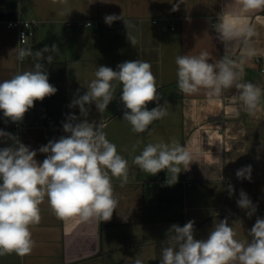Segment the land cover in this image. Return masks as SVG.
<instances>
[{
	"label": "crops",
	"instance_id": "1",
	"mask_svg": "<svg viewBox=\"0 0 264 264\" xmlns=\"http://www.w3.org/2000/svg\"><path fill=\"white\" fill-rule=\"evenodd\" d=\"M179 0H0V82L13 74L28 70L35 61L17 60V32L8 22L36 21L29 47L34 51L56 44L59 52L46 64L49 83L58 89L43 101H34V112L24 117L20 142L38 150L50 140L68 133L63 123L68 115L84 119L79 107L71 102L87 91L99 66L117 70V65L131 60L151 64L161 105L167 102L169 115L162 123L154 122L149 130L137 134L123 121L124 105L121 88L103 113L95 104L86 119L105 125L109 141L117 146L129 162L128 183L113 178L114 194L119 203L110 221L82 223L78 218L67 222L51 211L47 199L40 205L41 222L32 228L36 246L30 255L0 256V264H160L162 247L175 246L171 225L183 226L194 220V238L207 239L215 223L227 218L237 239L250 241L248 232L257 217L264 218V101L255 116L233 109L239 107L238 92L227 90L215 104H210L205 90L185 95L178 89L179 55L209 53V62L216 63L224 54V44L212 27L219 13L236 8L235 0H184L177 11L172 6ZM69 10H72L69 13ZM63 13V14H62ZM123 16L134 27L137 45L127 40L123 20L111 25L105 16ZM156 21V23H153ZM257 36L253 38L258 55L242 65L244 81L264 88V11L249 17ZM78 23H90L78 25ZM229 53L239 61L242 46L233 42ZM47 55V54H46ZM149 110L156 107L150 102ZM172 117L175 121L171 123ZM167 119V120H166ZM0 130L16 137L9 119L0 110ZM150 133V134H149ZM17 138V137H16ZM176 139L188 146L193 162L178 175V181L166 185L168 173L149 175L132 163L148 143ZM139 142V143H138ZM13 144L0 138V148ZM137 145L133 152L132 146ZM46 154L35 159L42 162ZM251 165V180L238 179L236 172ZM231 186V195H230ZM243 190L256 205L249 217L248 210L237 205Z\"/></svg>",
	"mask_w": 264,
	"mask_h": 264
},
{
	"label": "clouds",
	"instance_id": "2",
	"mask_svg": "<svg viewBox=\"0 0 264 264\" xmlns=\"http://www.w3.org/2000/svg\"><path fill=\"white\" fill-rule=\"evenodd\" d=\"M66 4L67 0H60ZM236 8L221 12L212 25L217 39L224 44L225 54L216 62H209V53L199 55H179L177 65L178 89L185 95H193L205 90L208 102L215 104L230 89L238 92L239 107L233 115L239 117L241 111L255 116L264 101V88L244 81L243 64L258 55L253 38L257 36L255 26L249 22L250 15L264 11V0H235ZM184 0L173 4L177 11ZM72 10H69V13ZM63 14V13H62ZM105 23L111 25L123 20L127 29V40L132 47L138 43L129 29L134 26L115 14L106 15ZM90 27V25H89ZM26 36L21 34V41ZM233 42L242 46L239 61L229 53ZM17 60L32 58L35 63L28 70L13 74L0 82V110L12 122L23 119L26 112L34 107V101H43L58 91L49 83L46 64L54 61L59 52L56 44L45 45L39 50L17 47ZM47 54V55H46ZM152 66L140 59L125 61L117 65V70L108 66L97 67L87 91L75 98L72 107H79L84 119L75 114L68 115L63 123L67 136L50 140L38 150H32L21 143L11 133L0 130V138L13 141L8 147L0 148V256L16 254L30 255L36 246L32 228L41 222L40 205L47 199L53 214L62 221L74 218L82 223L110 221L118 207L112 179L121 181V187L128 183L129 162L109 141L105 125L86 119L89 109L95 104L103 113L121 88L120 101L124 105L123 121L134 133L141 134L158 120L169 115L167 102L159 103L160 95ZM156 102L149 110L147 105ZM150 134V133H149ZM139 143V142H138ZM137 145L132 146L133 152ZM37 151L46 154L42 162L35 159ZM193 162V154L188 146H182L176 139L170 142L148 143L132 163L149 175L166 170V185H174L178 175L188 170ZM251 165L238 169V179L251 180ZM230 186V195H231ZM237 205L248 210L251 217L256 212L248 195L241 190ZM194 220L183 226L171 225L175 246L162 247L160 264H264V218L257 217L248 232L250 241L237 239L233 226L227 218L214 224L207 239L194 238ZM134 264H144L140 258Z\"/></svg>",
	"mask_w": 264,
	"mask_h": 264
},
{
	"label": "built area",
	"instance_id": "3",
	"mask_svg": "<svg viewBox=\"0 0 264 264\" xmlns=\"http://www.w3.org/2000/svg\"><path fill=\"white\" fill-rule=\"evenodd\" d=\"M153 23H156V21H153ZM86 25L89 26L90 23H78V25L82 26V25ZM37 26V22L34 21H21V20H16V21H12V22H8L7 23V27L10 29H13L17 32V37H18V47H29V39L32 38L34 36V30L35 27ZM91 26V25H90ZM24 34V36H26L24 41H21V34ZM22 62V61H20ZM34 112V108L32 107L31 109H29L26 115H29L31 113ZM24 116V117H25ZM24 117L21 121L18 122H12L9 119L10 124L13 127V130L16 134L17 139L20 141L21 138V133L24 129Z\"/></svg>",
	"mask_w": 264,
	"mask_h": 264
},
{
	"label": "rangeland",
	"instance_id": "4",
	"mask_svg": "<svg viewBox=\"0 0 264 264\" xmlns=\"http://www.w3.org/2000/svg\"><path fill=\"white\" fill-rule=\"evenodd\" d=\"M163 119H165V117H164ZM163 119H162V120H159V122L162 123ZM166 120H167V119H166ZM174 121H175V117H174V118L172 117V121H171V123H173ZM155 122H157V121H155Z\"/></svg>",
	"mask_w": 264,
	"mask_h": 264
}]
</instances>
